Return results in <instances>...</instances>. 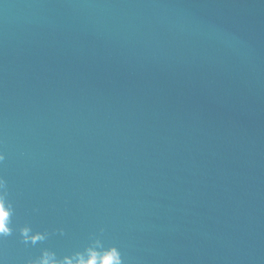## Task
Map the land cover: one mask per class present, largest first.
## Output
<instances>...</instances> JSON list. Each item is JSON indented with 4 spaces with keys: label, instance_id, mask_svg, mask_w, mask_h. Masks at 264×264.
<instances>
[{
    "label": "water",
    "instance_id": "1",
    "mask_svg": "<svg viewBox=\"0 0 264 264\" xmlns=\"http://www.w3.org/2000/svg\"><path fill=\"white\" fill-rule=\"evenodd\" d=\"M0 264H264V0H0Z\"/></svg>",
    "mask_w": 264,
    "mask_h": 264
},
{
    "label": "clouds",
    "instance_id": "2",
    "mask_svg": "<svg viewBox=\"0 0 264 264\" xmlns=\"http://www.w3.org/2000/svg\"><path fill=\"white\" fill-rule=\"evenodd\" d=\"M3 231L6 233L8 230L5 228Z\"/></svg>",
    "mask_w": 264,
    "mask_h": 264
}]
</instances>
